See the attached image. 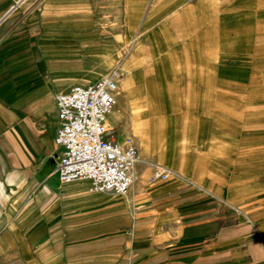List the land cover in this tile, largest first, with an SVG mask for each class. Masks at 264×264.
Listing matches in <instances>:
<instances>
[{
	"label": "crops",
	"instance_id": "1",
	"mask_svg": "<svg viewBox=\"0 0 264 264\" xmlns=\"http://www.w3.org/2000/svg\"><path fill=\"white\" fill-rule=\"evenodd\" d=\"M163 1L0 0V264H264V151L248 134L186 124L176 149L175 119H119L115 138L135 133L142 151L130 191L59 180L57 96L124 59L163 62L166 52L128 49ZM157 166L173 176L151 181Z\"/></svg>",
	"mask_w": 264,
	"mask_h": 264
},
{
	"label": "rangeland",
	"instance_id": "2",
	"mask_svg": "<svg viewBox=\"0 0 264 264\" xmlns=\"http://www.w3.org/2000/svg\"><path fill=\"white\" fill-rule=\"evenodd\" d=\"M155 4L150 2L148 8L153 14L148 23L152 33H137L140 26L131 25L135 34L128 49L151 48L168 57L162 62L146 56L138 62L140 57L133 67L126 66L128 58L116 68L123 78L109 125L120 119L121 126H127L130 117L137 129L141 118L166 116L180 128L173 135L176 149L187 124L196 131L248 134L249 146L264 151V133H260L264 130V0H185L183 5L169 0L157 3V8ZM151 97L156 101L148 104ZM145 124L148 134L166 136L159 122ZM135 135L131 138L141 151Z\"/></svg>",
	"mask_w": 264,
	"mask_h": 264
},
{
	"label": "built area",
	"instance_id": "3",
	"mask_svg": "<svg viewBox=\"0 0 264 264\" xmlns=\"http://www.w3.org/2000/svg\"><path fill=\"white\" fill-rule=\"evenodd\" d=\"M123 74L120 69L94 84L75 86L57 96L60 125L55 143L62 154L57 174L63 183L88 181L96 193L127 194L140 160L132 140L115 138L108 119L116 107ZM172 172L157 166L151 181L168 180Z\"/></svg>",
	"mask_w": 264,
	"mask_h": 264
},
{
	"label": "bare ground",
	"instance_id": "4",
	"mask_svg": "<svg viewBox=\"0 0 264 264\" xmlns=\"http://www.w3.org/2000/svg\"><path fill=\"white\" fill-rule=\"evenodd\" d=\"M134 46H135V45H134ZM139 48H141V47L138 46L136 49H137V50H140ZM117 100H118V99H117ZM116 105H117V104H116ZM114 110H115V109H114ZM114 110H113V112H114ZM113 112H112V114H113ZM112 114H111V115H112ZM111 115H110V117H111ZM113 116H114V115H113ZM110 117H109V118H110ZM108 123H109V119H108ZM128 139H130V140H132V141L134 142L133 138H129V137H128V138H127V137L123 138L121 142H126ZM164 141H165V140H164ZM165 143H166V142H165ZM157 144H160V142H157ZM140 161H141V160H139V162H140ZM135 180H136V178H135Z\"/></svg>",
	"mask_w": 264,
	"mask_h": 264
}]
</instances>
